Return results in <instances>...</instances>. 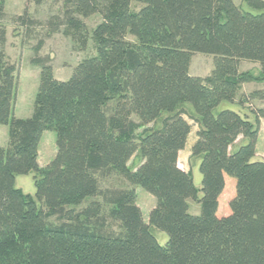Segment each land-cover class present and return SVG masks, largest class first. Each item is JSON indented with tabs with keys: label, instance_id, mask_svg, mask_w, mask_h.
<instances>
[{
	"label": "trees",
	"instance_id": "16d2710c",
	"mask_svg": "<svg viewBox=\"0 0 264 264\" xmlns=\"http://www.w3.org/2000/svg\"><path fill=\"white\" fill-rule=\"evenodd\" d=\"M6 1L0 0V124L9 137L0 145V264H264V158L256 156L264 119V0H246L247 9L233 0H63L46 23L48 34L85 44V19L98 13L97 52L62 80L51 57L39 54L40 39L31 58L40 76L29 117L14 113L18 64L4 50ZM13 21L35 22L27 9ZM196 52L214 55L206 76L190 74ZM242 60L258 62L259 73L241 70ZM251 82L263 85L240 94ZM253 100L261 105L249 114L243 105ZM194 125L190 160H199L200 188L192 168L178 161ZM46 130L56 133L57 152L41 165ZM31 172L34 194L16 185L18 174ZM114 175L128 185L104 186ZM226 175L235 178V192L220 215ZM137 186L156 197L148 221ZM190 199L198 213L190 212ZM153 227L168 234L164 244Z\"/></svg>",
	"mask_w": 264,
	"mask_h": 264
},
{
	"label": "rangeland",
	"instance_id": "374dc122",
	"mask_svg": "<svg viewBox=\"0 0 264 264\" xmlns=\"http://www.w3.org/2000/svg\"><path fill=\"white\" fill-rule=\"evenodd\" d=\"M236 4L248 8L246 0H233ZM140 3L134 2L133 8L137 9ZM63 7V0H46L42 5H36L28 0H7L5 11L6 16L3 23L7 26L6 43L4 50L7 59L10 62L18 64V86L14 113L17 117H29L34 110L35 94L39 85L40 68L31 63V58L36 55L34 46L43 39L39 54L49 55L52 59L55 75L62 80L68 79L75 66L87 56L96 54V43L92 37L93 30L101 21L102 17L96 13L85 19L87 24V33L85 34L86 43L81 40L65 35L63 32H54L48 34L47 21L52 15L59 14ZM28 16L35 21L32 24L22 25L14 23V17L22 15L25 10ZM129 39L134 40L130 35ZM214 67V55L203 52H196L192 55L190 64V74L196 76L208 75ZM241 70H251L254 74L260 71V64L251 60H242ZM263 84L258 82L245 83L242 85L241 93H249L254 89L260 88ZM261 105L260 100H253L243 105L245 111L250 114L252 107ZM233 106V105H231ZM196 130V128H195ZM192 129L187 141L186 147L180 152L179 165L185 170L192 168L195 184L200 188L202 185V174L199 169V160L194 163L190 160L191 148L197 139V132ZM8 126L0 124V145H6L8 142ZM57 152L56 133L53 130H46L42 134L39 144V161L47 164L51 161ZM258 158H264V119L261 122V129L256 146ZM135 160V159H134ZM132 160L131 162H133ZM193 162V163H192ZM194 164V165H193ZM35 172L28 174H18L16 185L21 187L26 193H35ZM235 178L226 175L225 191L219 200L218 214L227 213L230 210V198L235 192ZM127 182L121 176H110L104 181V186L125 187ZM137 203L141 207L144 219L148 221L149 213L156 204V197L141 186L136 187ZM200 210L196 200L190 199V212L198 213ZM158 241L164 244L168 239V234L156 227L152 228Z\"/></svg>",
	"mask_w": 264,
	"mask_h": 264
},
{
	"label": "crops",
	"instance_id": "0c3cea01",
	"mask_svg": "<svg viewBox=\"0 0 264 264\" xmlns=\"http://www.w3.org/2000/svg\"><path fill=\"white\" fill-rule=\"evenodd\" d=\"M195 128H196V130H195ZM193 129L197 132V129H198L197 125H194ZM256 156H257V154H256ZM39 160H40V159H39ZM39 163H40L41 165H44V164H42L40 161H39Z\"/></svg>",
	"mask_w": 264,
	"mask_h": 264
}]
</instances>
